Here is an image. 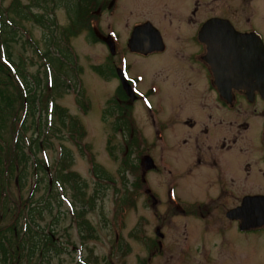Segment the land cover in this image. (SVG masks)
<instances>
[{
	"label": "rangeland",
	"instance_id": "1",
	"mask_svg": "<svg viewBox=\"0 0 264 264\" xmlns=\"http://www.w3.org/2000/svg\"><path fill=\"white\" fill-rule=\"evenodd\" d=\"M12 1L5 0V6ZM21 1L25 4H37L36 0ZM161 2L162 0H145V3L151 7L158 6ZM183 2L186 3L187 0ZM183 2L182 0L172 1L177 6ZM226 3L229 10L225 15L235 16L238 13V24L234 22L238 28H244L245 20L249 19L252 26L264 32V0H226ZM217 5L212 1V8ZM46 6L48 8L46 13L56 24L54 33L51 29L46 30L32 21L22 23L30 30L43 50H47L46 41H49L50 37L54 38L55 35L59 36V43L64 49L68 47L73 55L78 56L82 78L79 87L86 98L85 109L82 108V104H79V94L72 88L61 91L60 95L55 96V101L56 104L67 108L71 114L78 117L86 130V135L81 142L82 151L72 141H63L66 151L69 150L72 155L70 170L77 172L82 178V183L86 186V200L94 192L101 197L85 212V218L95 228L96 237L93 238H88L89 235L85 238L80 236L73 211L64 204L63 209L68 211V215L63 216L58 238L60 242L68 246L69 251L52 255L45 264H264V230L256 233L240 232L235 224H229L225 211L222 210L237 203L240 204L246 192L251 190V184L242 186L241 181L235 180L233 186H236V190L238 188V198L221 197L220 200L224 202L227 198L229 199L218 211L212 212V209V213H208V208L203 207L201 210L190 212L186 208L190 202L201 197L205 198L209 190L212 195L215 192L207 183V171L204 169L195 170L191 176L185 175L190 173L186 166L191 161L187 156L190 146L183 142V138L188 134L181 133L186 129L184 123L194 115V105L191 107L189 100L180 96L178 98L175 95L178 90H176L173 75L167 79L162 78L159 70L163 64L169 66L187 64L185 62L191 60L188 51L197 50L198 44L183 34L192 33L193 28L186 25L177 26L185 33L178 31L180 34L178 40L168 37L169 52L148 58L142 57L129 51L126 43L133 24L140 22L148 15L138 9V2L119 0L116 8L117 15L114 17L116 22L114 28L120 35L116 37L117 41L120 40V45H118L119 50L111 54L110 38L107 35L110 33L108 23L111 19L108 8H103L98 14V19L93 22L99 29L98 35L107 37L105 40L95 41L89 36L87 30H84L78 35L71 36L69 43H65L61 41L62 30L72 24L68 4L51 0ZM191 6L190 4L189 7ZM32 7L35 12L40 11L39 8ZM231 8H238V10L232 14ZM217 10H220L219 7ZM155 20L165 32L163 21L157 16ZM173 27L175 28L176 24ZM123 44L126 47L124 51ZM175 49H183L186 52L176 54ZM11 50L16 61L23 56L28 72L44 77V62L32 47L23 45V41L19 40L12 43ZM173 51L174 59L171 56ZM122 64H130L132 75L141 73L144 76L140 83L143 91L152 84L159 88L158 93L151 95L150 100L153 106L151 111L148 110L149 106L144 105L143 101L137 97L132 102L140 145L133 148L131 156L126 155L124 134L114 130V117L108 116L105 119L103 114L107 107L113 106V103L112 105L109 103L118 98L120 80L116 76L102 77L93 69V66L98 65L104 68L109 66L120 68ZM161 128L165 132L162 133L163 141L166 135L165 140L168 142L163 146L160 143L162 142L160 133L157 132ZM252 135L258 142V135L254 132ZM11 136L10 130L5 133L7 145L11 144ZM51 141L54 145L49 149H42L41 153L38 152V158L54 166L61 156L62 148L57 139L53 138ZM171 143L173 145H170ZM6 153L8 155V147ZM125 157L132 163L138 164L136 170L126 169L125 173L123 172L126 168ZM92 158L101 166L105 174L113 179V182L103 180L106 187H98L95 184L99 179L93 172ZM179 158L183 159L180 164H178ZM33 160H35L34 156ZM33 160L28 163L24 181H21L19 177L20 170L13 171L11 178H8L7 191L12 200L16 201V206H13L7 214L5 212L8 205L3 207L0 199V227L8 226L13 222L17 207L29 198L35 187L36 176L32 173ZM176 171L182 175L177 176ZM172 172L175 174L172 175ZM238 175H240L239 172ZM141 177L146 181L143 184L140 183ZM253 181L264 184L261 177H254ZM176 183H179L176 197L185 211L178 209L170 196L171 188L175 187ZM232 189L235 190V187ZM66 190L67 195L71 197L72 191L67 185ZM132 191L137 192L132 193ZM60 193L62 194L63 191ZM39 194L37 193L36 199ZM132 195L135 197L132 207L121 211V204L127 202L122 198L132 199ZM9 202L5 201L8 204ZM74 202L77 210L84 208V203ZM159 230L164 234L163 238L159 236ZM67 240H69L68 244ZM160 240L162 246L159 245Z\"/></svg>",
	"mask_w": 264,
	"mask_h": 264
},
{
	"label": "trees",
	"instance_id": "2",
	"mask_svg": "<svg viewBox=\"0 0 264 264\" xmlns=\"http://www.w3.org/2000/svg\"><path fill=\"white\" fill-rule=\"evenodd\" d=\"M49 1L51 0H36L37 4H25L21 0H13L5 6V0H0V199L3 207L8 205L5 213L9 214L12 207L16 206V201L12 200L5 186L9 183L8 178H11L13 171L20 170L19 177L24 181L28 163L34 156L32 173L36 176L35 187L29 200H24L20 207H17L15 218L10 225L0 227V264H45L52 255L69 251L68 246L58 238L63 216L68 215V211L63 209L64 204L70 207L69 210L72 209L80 236L96 237L95 228L85 218V212L100 199L101 195L94 192L86 200V186L83 185L80 175L70 170L72 155L63 145V141H72L81 149L86 130L78 117L55 101V96L60 95L61 91L72 88L79 94V104L85 109L86 98L79 87L82 78L78 56L71 53L68 45H64L67 47L64 49L59 43V36L56 37L54 34V38L50 37V40L46 41L47 50H43L30 30L22 23L32 21L46 30L51 29L54 33L55 21L47 14L46 4ZM59 1L68 4V11L72 15V24L68 28H63L61 41L69 43L71 36L78 35L84 30H87L93 40H102L93 22L97 20L103 8L107 9L108 0ZM32 6L39 8L40 11L35 12ZM19 40L23 41V45L32 47L42 58L44 77L28 72L23 56L17 61L14 59L12 43ZM107 68L101 65L93 66L102 77L116 76L114 67ZM118 93V98L109 103L111 105L113 103V106L107 107L103 114L105 119L108 116L114 117V130L124 134L126 155L131 156L133 148L140 145L132 112L133 101L122 85ZM9 130L12 134L11 144L7 145L5 133ZM53 138L61 143L62 150L56 164L51 166L38 158V152L41 153L44 148H51L54 145L51 141ZM92 162L93 172L99 179L95 183L98 187L105 186L103 180L113 182L112 177L105 174L93 158ZM125 165L124 173L126 169L136 170L138 164L125 157ZM144 182L141 177L140 183ZM66 185L72 191L71 197L67 195ZM37 193L40 194L36 199ZM131 198H122L127 202L121 204V211L132 207L134 195ZM6 200L10 201L9 204L5 203ZM74 201L84 203V208L77 210Z\"/></svg>",
	"mask_w": 264,
	"mask_h": 264
},
{
	"label": "flooded vegetation",
	"instance_id": "3",
	"mask_svg": "<svg viewBox=\"0 0 264 264\" xmlns=\"http://www.w3.org/2000/svg\"><path fill=\"white\" fill-rule=\"evenodd\" d=\"M138 2V9L144 11L148 16L138 23L133 24L130 35L127 39V49L132 53L141 55L142 57H151L152 55L169 52L168 37H173L178 40L179 32L185 33L177 26L186 25L193 28L190 34H183L189 40L198 44L197 50H190V61L187 64H173L169 66L163 64L159 70L160 76L167 79L173 75L176 81V96L185 98L190 101V106L193 107L194 115L184 123L185 131L181 134H188L183 138L184 144L190 146L188 159L191 160L188 166L189 174L204 169L207 171L206 177L208 178V185L215 194H211L210 190L205 194V198L194 200L186 206L190 212L201 210L203 207L207 209L208 213L218 211L223 205H226L227 199L233 197L238 198V188L233 186L235 180L241 181L242 186L251 184V190L241 199L240 204H236L229 208L222 209L225 211L226 218L229 224H235L237 229L243 233H256L264 230V226L251 229L249 231L241 229V221L238 219L230 218L228 212L237 209L242 205L245 197L248 196H264V184H257L253 178L261 177L264 180V64H234L232 72L227 68L223 69L219 78H217L212 64H210L205 56L208 53L207 45L200 40L199 33L202 26L212 18L228 19L234 27L242 32H253L259 36L264 43V32L258 27L252 26L249 19L245 20V27L238 28V13L225 15L228 4L226 0H187L179 6L172 3L173 0H162V2L155 7H151L145 3V0H134ZM142 3H139L141 2ZM213 3L218 4L212 8ZM218 1V2H217ZM119 0H109L108 12L111 19L108 23L110 33V48L114 54L119 50L120 40L117 41L116 37H120L118 31L114 28L116 22L114 17L117 15L116 8ZM192 5L189 7V5ZM219 7L220 10H217ZM119 10V8H118ZM117 10V11H118ZM225 12V13H224ZM159 17L166 28L164 32L156 22L155 17ZM234 17V19H233ZM98 19V18H97ZM96 21V20H95ZM146 22L152 23L159 31L164 42V49L153 51L145 54L142 52H133L129 47V40L131 38L134 28ZM236 24H235V23ZM176 24L174 28L173 25ZM251 28H248L249 26ZM94 26V24H93ZM96 31H99L97 26H94ZM247 27V28H246ZM126 47H122V50ZM124 51V50H123ZM176 54L185 53L183 49H175ZM174 51L171 53L174 59ZM116 77L120 80L119 69H122L128 78L132 89L131 93L134 98L140 99L149 106L148 110H152L151 95L159 92V88L154 84L149 86L147 90L143 91L140 88V83L143 81L144 76L141 73L132 75L130 73V64H122L120 68H114ZM238 81L240 86L238 87ZM221 85H220V84ZM244 83V85H242ZM235 84V86H232ZM134 100V99H133ZM192 109V108H191ZM255 128V129H254ZM162 138L163 132L157 130ZM258 135V142L254 140L252 133ZM181 134H176L180 136ZM162 138V146L167 142ZM170 145H173L172 143ZM182 151V148H180ZM186 151V149H185ZM185 151L184 154H185ZM186 155V154H185ZM183 159L179 158L178 164L182 163ZM238 172L240 175H238ZM175 173L172 172V175ZM176 175L179 171H176ZM175 187L171 188V193H174V201L181 211H185L184 207L176 197ZM235 187V190L232 189ZM237 191V194H236ZM229 197L224 201L220 198ZM220 200V202H219ZM218 202V203H215ZM208 205V206H207ZM213 211L211 212V210Z\"/></svg>",
	"mask_w": 264,
	"mask_h": 264
},
{
	"label": "water",
	"instance_id": "4",
	"mask_svg": "<svg viewBox=\"0 0 264 264\" xmlns=\"http://www.w3.org/2000/svg\"><path fill=\"white\" fill-rule=\"evenodd\" d=\"M199 37L207 45L208 53L205 58L212 64L217 78L225 68L232 72L234 64H264V43L261 38L253 32L237 30L228 19H210L202 26ZM129 47L132 51L148 54L164 49V42L160 31L152 23L146 22L134 28ZM119 75L122 86L133 100L129 82L120 71ZM228 216L240 220L242 230L264 226V196L245 197L242 205L228 212ZM158 234L160 237L164 236L160 230Z\"/></svg>",
	"mask_w": 264,
	"mask_h": 264
},
{
	"label": "bare ground",
	"instance_id": "5",
	"mask_svg": "<svg viewBox=\"0 0 264 264\" xmlns=\"http://www.w3.org/2000/svg\"><path fill=\"white\" fill-rule=\"evenodd\" d=\"M221 77H222V74H221Z\"/></svg>",
	"mask_w": 264,
	"mask_h": 264
}]
</instances>
